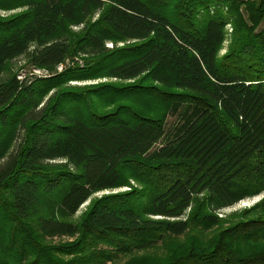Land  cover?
<instances>
[{
  "label": "trees",
  "instance_id": "1",
  "mask_svg": "<svg viewBox=\"0 0 264 264\" xmlns=\"http://www.w3.org/2000/svg\"><path fill=\"white\" fill-rule=\"evenodd\" d=\"M0 11V264H264V0Z\"/></svg>",
  "mask_w": 264,
  "mask_h": 264
},
{
  "label": "rangeland",
  "instance_id": "2",
  "mask_svg": "<svg viewBox=\"0 0 264 264\" xmlns=\"http://www.w3.org/2000/svg\"><path fill=\"white\" fill-rule=\"evenodd\" d=\"M13 13H15L14 11H0V15L1 16H9L12 15ZM264 27V22L262 24V28ZM229 31L231 32V28L230 26L228 27ZM73 30L75 32H78L79 29L78 28H73ZM230 40L229 38H227L223 44V48L221 50V55L226 54L228 46H229ZM124 45V43H120L118 44V47H122ZM107 46L109 48H113V44L112 43H108ZM85 58H83V56H75L74 58L69 59L66 64H64V68L62 70H59V72L57 71V74H61L62 72H64L66 70L67 67L70 68H75V67H80V68H84L85 67V62H84ZM14 66H15V71L17 72L18 77L19 76H23L24 74H31V70H32V66H28L26 65V62L24 60V58H21L17 61L14 62ZM38 78V77H37ZM50 78V77H49ZM38 79H42V80H46L48 78H38ZM105 82H117V80H110V79H99V80H84L81 82H71L69 85L71 86H79V87H85V86H95V85H99ZM175 122V118H170L169 119V126L171 124H173ZM129 188H120L118 190H113V191H104V192H100L97 193L93 196V199L95 198H101L105 195H110V194H115V193H124L126 191H128ZM262 198H264V195L255 197L253 199H248L245 200L239 204H237L234 207L228 208L222 212L219 213V217L220 218H224V217H228L234 213H238V212H242L245 210H248L250 208H252L255 204H257ZM91 200L88 201L85 205H83V207H81V209L79 210V212L76 215V219L78 220V218L80 216H82V214H84L87 210V208L89 207ZM72 241V239L70 238H62V239H55L54 241ZM124 261L122 260L121 262H119L118 264L123 263Z\"/></svg>",
  "mask_w": 264,
  "mask_h": 264
},
{
  "label": "built area",
  "instance_id": "3",
  "mask_svg": "<svg viewBox=\"0 0 264 264\" xmlns=\"http://www.w3.org/2000/svg\"><path fill=\"white\" fill-rule=\"evenodd\" d=\"M63 68H64V65L58 66L56 72L57 71L59 72V70H62ZM56 72L50 73L42 69L32 68L31 74H24L23 76H19L18 79L23 80L24 78H29V79L49 78V77H52Z\"/></svg>",
  "mask_w": 264,
  "mask_h": 264
}]
</instances>
